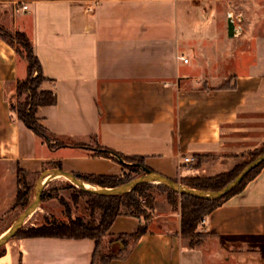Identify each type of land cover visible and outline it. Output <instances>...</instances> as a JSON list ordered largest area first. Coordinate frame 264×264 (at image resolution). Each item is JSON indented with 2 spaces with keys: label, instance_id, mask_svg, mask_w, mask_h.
Returning a JSON list of instances; mask_svg holds the SVG:
<instances>
[{
  "label": "crops",
  "instance_id": "1",
  "mask_svg": "<svg viewBox=\"0 0 264 264\" xmlns=\"http://www.w3.org/2000/svg\"><path fill=\"white\" fill-rule=\"evenodd\" d=\"M198 2L0 0V26L29 37L50 80L43 88L56 93V104L38 111L44 127L142 158L181 182L229 172L264 144V0ZM22 5L28 10L17 12ZM229 13L242 35L228 36ZM26 76V62L0 37V214L15 203L20 175H39L40 183L57 169L123 173L118 157L89 146L52 148L27 128L12 111ZM186 157L195 161L185 164ZM162 203L155 226L109 264H264V167L201 222L198 230L213 241L190 247L180 215ZM140 225L142 217H117L109 250H125L116 238ZM95 250L88 238H13L0 264H92Z\"/></svg>",
  "mask_w": 264,
  "mask_h": 264
},
{
  "label": "trees",
  "instance_id": "2",
  "mask_svg": "<svg viewBox=\"0 0 264 264\" xmlns=\"http://www.w3.org/2000/svg\"><path fill=\"white\" fill-rule=\"evenodd\" d=\"M0 37L10 46L15 47L19 57L27 64V76L23 80H19L17 84V96L21 97V101L17 106L12 102V111L25 124L27 128L35 133L36 136L48 143L52 148L64 147L73 145L81 148H86L88 145L84 143H76L68 141L64 138L56 136L44 127L38 118V111L41 107L53 106L57 102V96L54 90L44 89L43 85L50 82L44 76L43 68L39 58L37 57L33 44L29 37L23 32H11L0 26ZM53 142H59L58 145H53ZM94 155L115 159L123 165V173L121 175H81L75 174L86 184H90L99 188H113L126 184L136 177L143 175L144 171L141 167L135 164L144 165V160L138 157H125L108 149H100L98 146L90 148ZM264 153V144L258 149L249 152L242 163L236 165L231 171L219 174L214 177L204 175L192 176L182 179L181 184L192 188L206 191H218L224 188L228 183L234 180L237 175L253 160ZM120 160H123L122 163ZM197 161L195 167H198ZM61 168L60 164H57ZM264 167V163L250 172L242 183L235 188L226 197L216 201H208L195 197L180 195L172 189L162 184H143L138 186L133 192L121 196H97L76 188L86 198L87 212L90 221L78 219H69L60 221L57 219L44 218V222L40 225L22 227L14 238H35V237H56V238H71V239H92L96 243V250L92 264H109L110 261L116 258L123 257L129 247L130 242H136L143 234L147 233L148 227L140 225L135 233L121 234L116 239L121 240L127 247L123 251H102V240L108 235L114 221L121 215H132L142 217L145 214V209H153L155 200L150 194V191L168 193L171 196L181 198V235L185 239H189L190 247H196L200 243L193 241V235L196 232L201 222L225 200L233 195L241 192L249 181H251ZM129 172L125 173V169ZM135 174L132 176L131 174ZM20 182V181H19ZM25 189L19 188L14 205L21 206L24 209L34 200L35 188L27 185ZM43 192L42 200L45 199ZM170 204L175 207L176 203L169 199ZM96 216L99 219L96 220ZM3 253V248H0V255Z\"/></svg>",
  "mask_w": 264,
  "mask_h": 264
},
{
  "label": "rangeland",
  "instance_id": "3",
  "mask_svg": "<svg viewBox=\"0 0 264 264\" xmlns=\"http://www.w3.org/2000/svg\"><path fill=\"white\" fill-rule=\"evenodd\" d=\"M196 5L201 6L203 2L193 1ZM194 34L201 39L202 35L197 31ZM21 97L15 96L13 99V104L17 106L21 101ZM53 145H58L59 142H53ZM89 147L94 148V144H87ZM124 163V161L122 162ZM90 167V165L88 166ZM96 167V166H95ZM99 168H102V165H99ZM98 168V169H99ZM125 169V173H128L129 170ZM135 176V174H131ZM19 183L21 188L25 189V183L30 186H34L36 190V186L39 183V175H20ZM180 182L179 180H176ZM181 183V182H180ZM72 183L67 180L66 178H60L52 181L45 189V199L42 200L40 208L38 211L32 215L27 221L25 222L23 227H29L35 225H40L44 222V218L47 217L49 219H57L60 221H68L71 219H78L81 218L86 222L90 221L91 218L87 212V204L86 198L79 193V191L72 187ZM148 194L152 196L155 200V206L153 209H145V214L142 216L143 225L147 227H154L155 224L153 223L154 216H155V208L157 206L163 205L162 202L168 204L173 213H178L181 217L180 209L181 207V198L176 196H171L170 194L164 192H154L150 191ZM173 200L176 205L173 207L169 199ZM24 211V208L21 206L12 205L9 209L4 210L3 213L0 214V233L8 229L12 226V224L16 221V219L20 216V214ZM161 211V210H160ZM159 211V212H160ZM99 219V216H96V220ZM199 228V226H198ZM197 228L196 232L193 235V241L197 243L208 242V240L213 241L209 234L205 232L199 231ZM109 237L106 235L102 240V251H109ZM114 240L113 238L111 241ZM189 239H187L188 241ZM3 248V247H2Z\"/></svg>",
  "mask_w": 264,
  "mask_h": 264
},
{
  "label": "water",
  "instance_id": "4",
  "mask_svg": "<svg viewBox=\"0 0 264 264\" xmlns=\"http://www.w3.org/2000/svg\"><path fill=\"white\" fill-rule=\"evenodd\" d=\"M228 36L234 38L237 36L235 30V24L228 21ZM123 162V160H120ZM264 163V153L258 156L255 160L249 163L237 177L228 183L224 188L218 191H206L200 189L189 188L180 182L166 177L160 173L152 171L151 169L142 166L141 164H135L143 169L144 174L136 177L130 182L113 188H99L89 187L85 182L79 179L75 174L67 172L61 169H57L48 174L40 183L37 184L35 190L34 200L24 209L16 221L0 236V248L4 247L11 239H13L16 233L22 229L27 219L34 215L42 203V195L45 188L54 180L59 177H64L69 180L77 188L97 196H121L133 192L138 186L143 184H162L177 192L180 195H187L198 199L216 201L223 199L235 188H237L245 177L252 172L255 168Z\"/></svg>",
  "mask_w": 264,
  "mask_h": 264
},
{
  "label": "built area",
  "instance_id": "5",
  "mask_svg": "<svg viewBox=\"0 0 264 264\" xmlns=\"http://www.w3.org/2000/svg\"><path fill=\"white\" fill-rule=\"evenodd\" d=\"M193 1H203V0H193ZM27 10H28V6H26V5H22V6L16 8L17 12H25ZM227 17H228L229 20H231L235 24V30H236L237 36L242 35L243 34V27L239 23V21L237 19V16H235L232 13H229L227 15ZM180 60H182L184 63H188V59L185 58L184 56L180 57ZM194 161H195L194 158H190V157L184 158V163L185 164L193 163ZM204 222H205V220H203V223Z\"/></svg>",
  "mask_w": 264,
  "mask_h": 264
}]
</instances>
